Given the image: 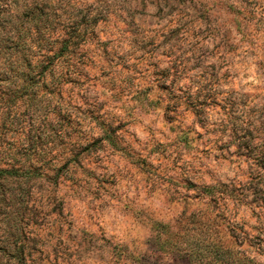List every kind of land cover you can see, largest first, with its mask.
Here are the masks:
<instances>
[{
  "label": "rangeland",
  "instance_id": "obj_1",
  "mask_svg": "<svg viewBox=\"0 0 264 264\" xmlns=\"http://www.w3.org/2000/svg\"><path fill=\"white\" fill-rule=\"evenodd\" d=\"M262 164L264 0H0V264H264Z\"/></svg>",
  "mask_w": 264,
  "mask_h": 264
},
{
  "label": "trees",
  "instance_id": "obj_2",
  "mask_svg": "<svg viewBox=\"0 0 264 264\" xmlns=\"http://www.w3.org/2000/svg\"><path fill=\"white\" fill-rule=\"evenodd\" d=\"M262 167H264V164H262ZM216 188L214 186H210L208 188H206L204 191L208 194H213L215 192ZM219 253V252H218ZM233 257V254L231 253V251L229 250H224L223 253H222V256H217V260H221V259H224L225 261H227L226 259H229ZM237 262L238 264H246L247 262H251L252 260L251 259H246V258H238L236 257V259L233 260V262Z\"/></svg>",
  "mask_w": 264,
  "mask_h": 264
}]
</instances>
